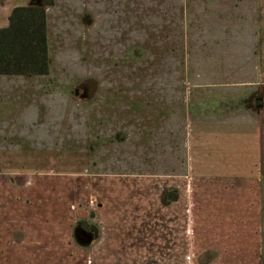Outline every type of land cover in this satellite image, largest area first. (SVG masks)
Masks as SVG:
<instances>
[{
  "label": "rangeland",
  "instance_id": "rangeland-1",
  "mask_svg": "<svg viewBox=\"0 0 264 264\" xmlns=\"http://www.w3.org/2000/svg\"><path fill=\"white\" fill-rule=\"evenodd\" d=\"M258 3L59 2L52 76L0 90V264H264L263 233L234 217L230 194L264 185V155L244 153L264 120L258 49L234 38L253 41ZM93 8L99 35L85 32L98 28ZM65 13L81 24L61 30ZM207 27L222 31L215 47L208 30L190 39ZM228 119L257 126L193 171L204 132Z\"/></svg>",
  "mask_w": 264,
  "mask_h": 264
},
{
  "label": "crops",
  "instance_id": "crops-1",
  "mask_svg": "<svg viewBox=\"0 0 264 264\" xmlns=\"http://www.w3.org/2000/svg\"><path fill=\"white\" fill-rule=\"evenodd\" d=\"M61 1L62 4L65 3V0H53V4L46 6L44 13H45V23H46V39H47V58H48V74L47 75H36V76H0V90L3 89V82H5L4 80H6L7 78H18V79H24V78H40V77H44V78H49L52 76L53 72H52V58L50 55V50L53 46V41H56L55 38L52 36L51 34V26H54L53 23V14L54 11L57 9L59 10L60 7H58L59 2ZM45 0H0V29H5L9 26V17L12 14V11L15 8L18 7H42L44 6ZM254 6V4H253ZM252 8V7H251ZM91 9V7H90ZM94 10H92V12H94L95 15H98V21L96 22V26H98L97 29H91V27H89L88 29H86V33L87 32H92V33H96L97 35L100 34V24L101 19L99 14L97 13V10L95 8H93ZM253 11V14L257 13V24L254 26L255 31H256V36L253 38V41L250 39V36L245 35V37L242 36V38H240V36H236V34L234 35V38H238V40L240 41L241 39H245L247 37V41H251L250 43V48L251 49H258V77L260 79H264V0H259L258 3V7L257 8H252L251 9ZM88 12V11H87ZM84 13V14H87ZM90 15L92 16V13H90ZM234 15V13H233ZM244 15V13H243ZM62 17V26H61V30L64 28L63 24H66V26H69L70 23L74 22V23H80L81 24V15L80 14H75V20L73 19H67V13H65L64 15L61 16ZM195 19V18H194ZM213 23L216 24L218 23L217 21L215 22V20H213ZM93 22V21H92ZM193 21L192 22H185V29L187 31L188 27L189 29H191L193 26ZM213 25V24H211ZM60 25L58 24V27ZM55 27V26H54ZM234 27V26H231ZM208 28V27H207ZM204 29L201 28L200 30H193L191 32V38H194L195 40H199V41H203L205 39V35L203 34V32H209V37L207 40H205L208 44H210V47H215L218 43L219 40L221 38L220 33L222 32H218L220 31V29L216 30V29ZM169 32H171V29H168ZM206 30V31H204ZM228 29H226L227 31ZM234 32H236L235 30H233ZM83 33V32H82ZM185 33V37H184V43L186 45V42L188 41V36ZM77 36H79V34H76ZM86 36V34H85ZM227 37V36H226ZM74 38V37H73ZM170 38H168L169 40ZM237 40V41H238ZM234 41V40H233ZM166 42V40H165ZM56 43V42H55ZM208 44L206 46H208ZM56 45V44H54ZM204 45V47H206ZM217 48V47H216ZM253 53V52H252ZM199 77V75H198ZM217 78H219L218 76H216ZM203 79V77H201ZM17 80V79H16ZM37 81V79H34ZM16 86L18 88V86L20 84L16 83ZM31 84V87H34L31 90H36V87ZM5 86V84H4ZM91 91V90H90ZM93 91L90 92V94H92ZM218 95V93H217ZM260 113V112H259ZM248 123H245L244 121H236L235 119H228L223 121L221 124L220 122H217L216 128L215 130H210V131H205L204 133L208 134L205 138L204 141V150H199L195 155V159L199 160V164L194 168L193 171H202V161H205L206 159H210L212 161H215V158L218 156V154L216 153V151L218 150V148L220 147L221 143H225L227 141H229V136L236 134V128L237 127H242L243 131L242 133L245 132V127H248L250 130L252 127L251 125V121H248ZM255 125V127L257 126L255 123H252ZM245 126V127H243ZM236 132V133H235ZM254 133L257 134V138L256 139H247V143L249 144V146L247 148H245L244 153H248L249 158L250 157H254L257 153L259 154V158L260 160L262 159V155H264V120L260 119L259 120V124H258V131L254 130ZM251 141V142H249ZM221 142V143H220ZM209 149V151H207V149ZM253 154H255L253 156ZM213 164V163H212ZM264 164V163H263ZM206 171H217L219 172V174H223L225 171H221L217 166L212 165V167H208L205 169ZM231 170V167H230ZM232 171V170H231ZM242 171H244L243 167H234L233 171L234 174H236L235 176H239L242 174ZM260 171V169H259ZM264 171V170H263ZM252 173H250L248 176H252ZM242 176V175H241ZM255 176V175H253ZM236 181V179H235ZM249 184L245 185L243 183L237 184L236 182H234V184L232 185V193H230L232 195V211H234L233 215L236 219L239 218H247L250 215H252L255 219V222L257 223L258 229L260 231V233H263L262 238L264 239V185H257L254 186L253 190L248 189L249 188ZM251 187V186H250ZM249 191L252 193V195L249 194ZM228 192V191H227ZM257 192V193H256ZM226 193V192H225ZM229 193V192H228ZM253 196V198H252ZM256 225V224H255ZM247 264H252V263H247ZM256 264V263H253ZM260 264V263H259ZM263 264V263H262Z\"/></svg>",
  "mask_w": 264,
  "mask_h": 264
},
{
  "label": "trees",
  "instance_id": "trees-1",
  "mask_svg": "<svg viewBox=\"0 0 264 264\" xmlns=\"http://www.w3.org/2000/svg\"><path fill=\"white\" fill-rule=\"evenodd\" d=\"M44 4L15 8L9 26L0 29V76L48 74L44 10L53 3L45 0Z\"/></svg>",
  "mask_w": 264,
  "mask_h": 264
},
{
  "label": "flooded vegetation",
  "instance_id": "flooded-vegetation-1",
  "mask_svg": "<svg viewBox=\"0 0 264 264\" xmlns=\"http://www.w3.org/2000/svg\"><path fill=\"white\" fill-rule=\"evenodd\" d=\"M89 92V91H88ZM90 229L87 227V226H82V229L80 231H77L76 234H77V238H78V241H87L88 239L87 238H92V233H90ZM88 234H90L88 236Z\"/></svg>",
  "mask_w": 264,
  "mask_h": 264
},
{
  "label": "water",
  "instance_id": "water-1",
  "mask_svg": "<svg viewBox=\"0 0 264 264\" xmlns=\"http://www.w3.org/2000/svg\"><path fill=\"white\" fill-rule=\"evenodd\" d=\"M75 93H77V91H76ZM168 198H170V196H169ZM75 236H76V235H75ZM76 237H77V236H76ZM89 240H90V238H89ZM89 240H88L86 243H88V242H89Z\"/></svg>",
  "mask_w": 264,
  "mask_h": 264
}]
</instances>
